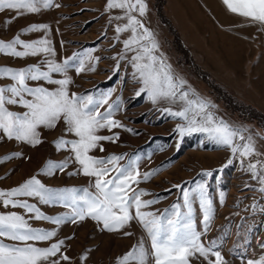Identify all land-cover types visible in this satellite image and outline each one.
I'll use <instances>...</instances> for the list:
<instances>
[{"label":"rangeland","instance_id":"rangeland-1","mask_svg":"<svg viewBox=\"0 0 264 264\" xmlns=\"http://www.w3.org/2000/svg\"><path fill=\"white\" fill-rule=\"evenodd\" d=\"M145 2L147 14L139 18L156 35L160 52L172 66L175 75L186 81L201 97L210 100L216 106L217 116L230 124L246 128L248 131L245 135H252L257 150L264 153V139L261 138L264 137V128L256 121L250 122L240 116V112L251 110L264 120V30H261V26L250 25L243 18L229 13L222 0ZM55 3L60 7L41 10L38 14L18 15L12 10L0 13V40L9 42L32 24H47L51 28L48 38L55 48V60L58 63L74 54L90 53L93 58H98V63L95 60L87 63L84 72L78 74L75 68L68 71L72 79L69 92L78 96L92 95L94 99L107 96V103L100 106L99 111L103 113L110 105L115 107L119 104L114 119L133 131L123 128L101 130L99 135H118L119 139L114 143L102 141L104 151L96 149L90 154L98 158L122 155L124 159L119 162V167H127L139 157L137 168L141 175L162 169L149 181L141 182L138 186L132 185L137 191L143 189L150 193L142 200H158V203L142 211L162 215L166 209L179 203L181 211L186 212L182 192L190 191L193 193L192 207L198 231H203V211L199 194L194 189L198 182H206L215 216L211 230L202 236V242L207 245L212 240L219 241L222 238L219 250L228 264H246L247 259H256L264 254V250L259 247L264 243V213H253L251 210L253 203L264 204V195L256 190L259 185L244 170L248 160L242 167L239 158H232L230 149L216 145L200 134L185 137L180 143L174 129L183 122L162 111L167 107L179 110L180 105L164 101L153 104L147 98V93L136 95L142 84L133 79L134 69L129 60L134 53L129 52L126 59L120 60L119 71H115L118 59L113 57L118 58L123 53V41L130 36V33L124 32L119 34V41L116 39L117 25L126 23L123 19H111L123 15L119 9L105 11L107 0H55ZM8 19L13 22L6 26L4 22ZM45 35L44 32H36L21 35V39L31 42ZM43 59V56L20 59L0 54V67L21 69L40 64L42 70H46L41 63ZM93 64L95 71H89ZM53 78L64 77L54 73ZM12 83L10 79H0V86ZM29 84L49 90L57 87L42 80L29 81ZM227 101L233 103V107L237 104L238 111L229 108ZM8 107L18 113L25 111L18 106ZM64 127L61 121L53 130L39 129L43 143L36 147L14 139L8 140L0 133V158L13 153L22 154L20 158L0 164V189L18 187L36 176L46 187L88 188L94 193V178L82 173L70 175L79 168L74 161L63 172L57 171L52 176L39 175L48 160L61 162L72 155L70 151H58L54 144L61 136L75 138L72 134H65ZM229 159H233V163L220 172L219 169ZM252 159L254 162L256 158ZM260 159L264 160V156ZM206 171H211L213 176H203L202 173ZM114 175L115 172H112L106 178L111 179ZM221 193L225 194L223 202ZM22 199L36 204L49 216L71 213V209L62 204L45 205L37 198ZM10 212L24 215L34 228L57 231L56 237L39 242L37 246L48 247L64 240L65 248L62 250L71 258L72 264H117L118 258H122L141 240L151 251L150 239L136 220L129 227L110 233L102 230V225L90 218L58 226L35 220L32 214L23 209L4 208L0 204V213ZM250 226H254L252 231H248ZM125 232L132 235H125ZM5 243L15 242L5 239ZM85 254L88 256L86 261L81 259ZM149 264H152L151 260ZM192 264H206V261L193 260Z\"/></svg>","mask_w":264,"mask_h":264},{"label":"snow or ice","instance_id":"snow-or-ice-1","mask_svg":"<svg viewBox=\"0 0 264 264\" xmlns=\"http://www.w3.org/2000/svg\"><path fill=\"white\" fill-rule=\"evenodd\" d=\"M227 11L243 18L250 25H260L264 30V0H222ZM60 7L55 0H0V13L12 10L18 15L38 14L41 10H50ZM119 9L123 15L111 19L125 20L123 25H117L118 34L128 32L130 36L123 41L124 51L117 58L115 71H119V61L127 58L129 52L134 53L129 60L133 72V79L138 80L142 87L136 95L147 93V98L157 104L161 101L171 105L179 104V110L172 107L162 109L168 116L179 118L183 123L178 124L174 132L183 143L184 138L193 134H200L208 141L230 149L232 158H239L244 169L256 180L259 187L256 189L264 195V160L260 159L264 153L256 148V140L252 135H245L248 130L242 126H235L219 117L215 113L216 106L210 100L201 97L187 82L175 75L172 66L167 63L166 57L160 52V45L156 35L144 25L139 17L147 14L148 6L145 0H107L105 11L111 12ZM135 13V14H134ZM12 19L5 20V25H10ZM44 32L43 38L26 42L21 35ZM51 28L47 24H32L22 29L11 41L0 40V54L20 59L43 56L40 64L26 68L14 69L0 67V79H10L12 84L0 86V133L8 140H16L36 147L43 143L39 129L53 130L63 121L65 134H72L74 139L61 136L54 144L58 151H70L71 156L61 162L48 160L39 175L52 176L57 171H65L74 161L79 165L76 172L86 177L94 178L95 192L88 188H62L46 187L36 176L31 177L18 187L8 190L0 189V204L4 208H19L32 214L35 220L47 221L54 225L66 222L73 224L90 218L102 225V230L119 232L129 227L136 220L151 242V251L145 247L143 240L118 258L117 264H192L193 260L206 261V264H228L219 250L221 240H212L207 245L202 242L212 226L215 216L213 202L208 197L206 182H198L194 191L199 194L200 207L203 211V231L197 230L195 214L192 207L193 193L183 191V206L186 212L181 211V204L172 205L162 215L151 211H142L158 200H142L150 193L141 189L137 191L132 185L147 182L156 176L162 169L150 172L138 171L139 157L133 159L127 167H119V162L124 159L122 155H110L107 158H98L90 153L96 149L103 152L102 141L116 142L118 135L103 136L98 133L107 129L125 128L120 121L114 119L119 104L109 106L107 111L100 112L99 107L107 103V96L94 99L92 95L78 96L69 92L72 79L68 71L75 68L79 74L85 71L87 63L98 58H93L90 53L74 54L62 63L55 60L56 51L52 41L48 38ZM23 49V50H18ZM95 71V66L88 69ZM60 74L63 79H54L53 74ZM45 81L49 85H56L54 90L43 86L32 87L29 81ZM111 93H108L110 95ZM18 106L25 109L18 113L11 111L8 106ZM264 139V137H261ZM179 150V148L177 149ZM21 153L0 158V164L13 158H20ZM253 157L255 161L253 162ZM233 159L219 169L230 166ZM111 165V167H109ZM115 172L111 179L110 173ZM205 177H212L211 171L202 173ZM175 187H181L176 185ZM224 193L220 194L221 202ZM37 198L41 204H62L71 209L70 214L49 216L29 203L27 199ZM134 210V214H133ZM253 213H264V204L253 203ZM250 226L248 231H252ZM125 235H132L125 232ZM57 231L34 228L29 219L17 212L0 213V264H72L71 258L62 249L65 241L60 240L48 247H39L37 243L49 241L56 237ZM5 239L15 243H5ZM240 247H243L240 245ZM259 247L264 250V243ZM214 258V259H213ZM87 260V254L81 257ZM246 264H264V254L256 259H247Z\"/></svg>","mask_w":264,"mask_h":264},{"label":"trees","instance_id":"trees-1","mask_svg":"<svg viewBox=\"0 0 264 264\" xmlns=\"http://www.w3.org/2000/svg\"><path fill=\"white\" fill-rule=\"evenodd\" d=\"M226 103H227L229 108L232 107V109H234L235 112L238 111L237 110L238 107L236 106L237 104L235 105V107H233V103L231 104L230 101H227ZM247 110H248V108H247ZM242 114H244V115H242ZM240 116L242 118H247V121H250V122L256 121L257 123H259L261 125L262 128H264V120H262V118H260L258 115L255 116L253 111L249 110V112L248 111L240 112Z\"/></svg>","mask_w":264,"mask_h":264},{"label":"crops","instance_id":"crops-1","mask_svg":"<svg viewBox=\"0 0 264 264\" xmlns=\"http://www.w3.org/2000/svg\"><path fill=\"white\" fill-rule=\"evenodd\" d=\"M239 24H235L234 26H238Z\"/></svg>","mask_w":264,"mask_h":264}]
</instances>
